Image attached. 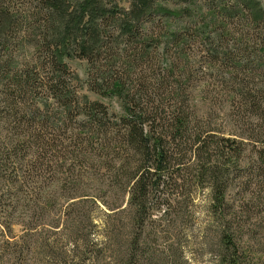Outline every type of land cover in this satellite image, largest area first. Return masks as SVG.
<instances>
[{
  "label": "rangeland",
  "instance_id": "rangeland-1",
  "mask_svg": "<svg viewBox=\"0 0 264 264\" xmlns=\"http://www.w3.org/2000/svg\"><path fill=\"white\" fill-rule=\"evenodd\" d=\"M224 1L234 6L236 0ZM256 1L262 3L264 8V0ZM212 5L207 0H155L141 19L135 16L138 10H143L141 0H0V34L10 53L2 54L11 57V75L19 72L28 73L32 78L37 76L35 71L39 70L40 65L48 66L51 63L48 49L52 52L58 49L64 53L63 64L69 73L64 82L71 93L67 103L69 110L66 112L61 106L64 102L60 101L59 104L54 95H42L45 83L38 82L41 85L39 92H30L31 99L34 101L36 98L30 116L34 115L45 123L49 141L58 142V149L52 151L54 157L49 155L41 162L33 160L34 150H30V146L18 154L14 152L17 142L4 141L5 134L0 138V158H10V169L24 172L16 174L15 184L25 176H30L37 166L38 175L33 182L42 184L49 181L46 183L51 186L48 191L58 193L57 204L50 207L48 214L36 218L33 230V235L45 240L57 254L28 256L25 263L23 260L21 264H60V253L71 264L73 252L75 249L81 251L91 234L98 244H106L104 260L98 264H120L112 252L118 251V244L131 235L133 223L127 211L130 195L115 180L116 163L102 167V156L92 163L91 169L87 163L82 166L74 155H69L74 149L65 150L64 146L78 134L84 137V127L88 126L92 104L103 105L111 117L119 118L124 115V105L130 100L127 96L130 94L133 97L137 92L143 103L148 104L146 97H151L156 101L152 106L156 104L168 108L167 115L160 117H166L171 122L170 108L174 103L154 95L152 88L155 87L179 93L176 104H180L184 90V98L192 112L188 134H200L203 143L212 144L213 150L214 144L221 140L235 142L234 149L240 151V155L231 153L230 160L225 163L230 168L228 200L240 202L238 204H253L255 210L250 226L259 225L260 229L247 232L254 228L245 227L248 230L244 231L243 246H250L246 253L253 259L262 260L264 264V253L259 252L260 248H264V50L254 43L240 46L244 44L240 41V35L252 39L254 34H258L257 37L264 40V31L247 29L249 34H243L247 32L246 28H242L246 21L238 20L236 26V21L229 20L232 27H237L236 37H219L222 31L218 32L219 28L213 25L214 18L210 13L214 7ZM162 7L176 15H161L159 12ZM115 9L121 15L113 14ZM231 17L233 19L234 15ZM9 20L16 25H12V29L5 26ZM131 24L136 27L134 35L126 33V25ZM201 32L206 36L200 37ZM209 34L212 37H208ZM182 36L180 43H177V39ZM216 45L219 48H215ZM220 46L226 51H221ZM254 47L258 50H254ZM84 51L88 52L89 57H84ZM40 74L46 78V72ZM247 74H252V77ZM112 79H123L127 88L123 97L119 98L109 91ZM246 87L256 97L260 96L257 105H247V101L242 100L241 91H245ZM68 90H62L58 98L64 100ZM31 99L28 103H32ZM16 103L19 111L22 101L19 99ZM0 106V112L8 110L5 105ZM92 117L95 118V114ZM157 123L160 125V120ZM81 143L73 147L76 150L74 154L81 151ZM187 146L189 150L185 152V166H181L185 173H181L180 187L161 197L190 200L195 205L205 204L211 193L196 180L201 160L190 150L194 146V138ZM211 154L214 160L219 157L216 150ZM46 162L49 167L44 165ZM136 165L138 162H133V166ZM9 184L4 185L1 194H7V190L11 189ZM30 184L32 182L24 183L25 193L31 192L29 188H33V185ZM64 189L67 195H64ZM67 196L73 197L71 201L67 200ZM72 205L76 207L72 208ZM245 210V205L241 206L237 209L238 215L246 218ZM70 211L77 212L78 224L67 220ZM19 214L14 222L21 225L16 226L14 234L0 237V249L8 242L15 246L21 244L20 238L27 228L24 225L34 220H24L25 216L21 219ZM161 214L156 213L153 220ZM195 216L196 226L192 225L182 235L185 259L189 264H214L212 256L200 249L204 230L214 221L202 209L196 210ZM157 231L165 233L166 223L157 225ZM254 236L255 242L251 240ZM164 242V238L158 239L161 246L167 244ZM256 242L259 243L256 245ZM0 256L3 255L0 253ZM90 263L93 264L92 261Z\"/></svg>",
  "mask_w": 264,
  "mask_h": 264
},
{
  "label": "trees",
  "instance_id": "trees-1",
  "mask_svg": "<svg viewBox=\"0 0 264 264\" xmlns=\"http://www.w3.org/2000/svg\"><path fill=\"white\" fill-rule=\"evenodd\" d=\"M141 1L143 10H138L135 16L143 19L155 0ZM207 1L214 6L210 13L214 18H212L214 20L213 25L219 28L218 32L222 31V35L219 37L227 35L232 38L236 37L237 27H232L233 24L228 23L229 20L236 22L241 19L245 20L246 25L242 28H246V31L247 29L250 31L253 29L264 31V8L262 3L256 0H236L234 6H229L224 0ZM159 13L165 16L176 15L164 10L163 7ZM113 14L116 16L121 15L117 9L113 11ZM232 15H234L233 19ZM238 23L234 25L237 26ZM12 25L16 26L9 20V24L5 26L12 29ZM126 26V33L136 34V27L132 24ZM199 34L200 37L206 36L203 32ZM243 34H249V32ZM207 36L212 37L211 34ZM240 36V41L244 43L240 44L241 47L254 43L256 47L264 50V40L261 39L262 37L258 38V34H254L252 39L245 35ZM182 38L183 36L177 39V43H180L179 40ZM2 41V34H0V104L5 105L8 110L0 112V138L5 134L4 141L7 139L9 143L17 142L14 152H18V154L19 151H25L30 146L29 149L34 150L33 160L36 159L41 162L49 155L54 157L52 151L57 150L59 146L57 140H48L47 134L49 131L45 129V123L35 118L34 115L33 117L30 116L29 113L32 111L36 99L34 101L31 99L30 92H39L41 89L40 83L43 82L45 86L42 95H54L59 104H61L60 101L64 102L61 106L66 112L69 110L67 103H69L71 93L67 88V83L64 82L66 76L69 75L67 67L63 64L64 53L58 49H55L54 52L48 49V52L51 53V63L48 66L40 65L39 70L35 71V73H38L37 76H33V78L28 73L16 72L11 75L13 62L10 60L11 57L7 56L10 53ZM256 47H254V50H258ZM215 48H219V46L216 45ZM220 49L226 51L221 46ZM91 52L95 53V50ZM213 52L218 55L216 50H213ZM82 54L84 57H89L88 52L84 51ZM220 55L222 54L220 53ZM262 62L264 64V60ZM261 69L263 71V68ZM244 70L256 71L246 68ZM42 72H46V78L41 77L40 73ZM247 75L252 77V74ZM112 82L109 91L119 98L123 97L125 95L124 90L127 89L123 79H112ZM65 89L68 90L67 97L62 100L58 98V95ZM152 92H154V95L160 98L165 97L174 103L170 108L172 109L170 112L172 115L171 122L166 117H160L161 115H167L168 108H162L161 105L155 106L156 104L152 106L151 104L156 101H153L151 97H146L148 104L143 103L142 99H139L140 94L137 92L133 97L130 94L127 96V99L130 100L128 104L124 105V115L119 118L111 117L107 108L103 105L92 104L90 107L92 111L88 116V126L84 127V137L78 134L75 136L76 138H71L72 140L68 145L64 146L65 150L72 148L75 152L76 150L73 147L81 141L82 146L79 145L81 151L76 154L72 151L69 155H74L82 166L87 163L91 169V165H94L92 163L102 156L104 159L101 161L102 167H106L104 165L109 166V163H116L115 180L130 195L127 211L131 214L133 225L131 235L127 240H122L118 244L120 245L118 251L113 250L112 254L115 256V260L120 264H189L182 250V235L192 225L196 226V210L202 209L207 212L214 222H210L205 228L200 249L212 256L214 264H263L262 260L253 259L249 253H246V249L250 246L248 248L243 246L245 244L243 237L246 235L244 231L248 230L245 227L250 226L255 210L253 204L252 206L251 203L246 202L238 204L240 202L228 200L230 168L229 164L225 163H228L226 160H230L231 153L240 155V151L234 149L233 143L235 142L221 140V142L215 143L214 149L218 151L219 157L214 160L211 154L212 151H215L211 147L212 144L203 143L200 134H188L192 112L184 98V90H182L180 104L175 103V99L179 101L180 97V94L176 91L155 87L152 88ZM145 96H142V98H145ZM241 96L242 100L247 101V105H257L260 101V98H258L260 96L256 97L250 93L247 87L245 91L244 89L241 91ZM19 99L22 104L18 111V103L16 102ZM29 99L32 100V103H28ZM94 114L95 118L92 117ZM158 120H160V125L157 123ZM15 131L16 133H14ZM262 135L264 136V134ZM193 138L194 146L190 147V150L195 152L201 160V164L197 168L196 180L198 184L202 185V188L207 187L210 190L211 197L205 204L201 203L200 205H195L190 200L163 199L161 196L167 195V192L170 193L171 190L175 191L180 187L178 183L182 180L181 173H185L181 166H185L184 159L187 155L185 152L189 150L187 144ZM98 153L102 155L99 156ZM14 154L19 160L18 155ZM175 155L177 156L174 158ZM133 162H138V165L134 167ZM44 165L50 166L47 162ZM44 165L41 164V166ZM10 167V158L6 159L1 156L0 237L14 234L16 226L21 225L19 222H14L18 212L20 213L18 217L21 219L25 216L24 220L31 218H34V220L29 225H24L27 228L24 230V236L20 238L21 244L18 243L15 246L8 242L0 249V253L3 255L0 256V264H21L23 260L25 263L28 256L39 255L42 257L46 254H57L56 251H52L53 247L47 244L45 240L37 239V236L33 235V230L36 226V218L48 214L50 207L57 204L58 193L48 191L51 186L46 185V183L49 181H44L42 184L33 182L36 175H38L37 166H35V170L31 172L30 176H25L21 182L16 183L19 186L14 182L17 179L16 174L20 175L24 172L10 169ZM187 174L189 175V172ZM50 179L52 180V178ZM25 182H32L30 185H33V188H29L31 191L29 193L23 191ZM6 183H10L11 189L7 190V194H1ZM63 193L67 195V190L64 189ZM72 198V196H67L69 201ZM21 203L25 204L22 205ZM259 203L263 204L264 202L259 201ZM243 205L246 208V218L239 216L237 213V209ZM71 207L75 208L76 205ZM156 213L162 214L160 217L155 218L156 220H153ZM69 219L73 224L79 223L77 212L70 211L67 220ZM148 221H150V225H147ZM90 223L93 224L92 221ZM164 223H166V232L162 234L157 231V225ZM250 227L254 229H249L247 232L256 231L255 228L260 229L259 225ZM159 238H164V243L167 244L164 246L158 244ZM93 239L92 234L89 235L85 240V247L81 251L75 249L71 264H88L91 261L93 264H98V262L101 263L104 260V254L107 251L106 244H98ZM251 240L255 242V236ZM252 250L251 252H253ZM34 251L35 254H33ZM259 252L264 253V248H260ZM61 255L60 264H69L63 254L60 253ZM7 258L13 261L9 262Z\"/></svg>",
  "mask_w": 264,
  "mask_h": 264
}]
</instances>
